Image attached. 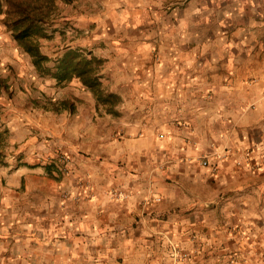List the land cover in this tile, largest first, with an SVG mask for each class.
Segmentation results:
<instances>
[{"label": "crops", "instance_id": "1", "mask_svg": "<svg viewBox=\"0 0 264 264\" xmlns=\"http://www.w3.org/2000/svg\"><path fill=\"white\" fill-rule=\"evenodd\" d=\"M104 3L113 112L0 26V264H264V0Z\"/></svg>", "mask_w": 264, "mask_h": 264}, {"label": "trees", "instance_id": "2", "mask_svg": "<svg viewBox=\"0 0 264 264\" xmlns=\"http://www.w3.org/2000/svg\"><path fill=\"white\" fill-rule=\"evenodd\" d=\"M7 3L8 28L18 45L31 56L38 75H48L57 81L77 78L93 94L98 109L104 107L107 112H113L119 97L104 85L102 59L85 49L70 48L51 65L52 59L43 53L40 40L47 37L44 25L54 8V1L7 0ZM54 107L60 109L72 107V104L61 101Z\"/></svg>", "mask_w": 264, "mask_h": 264}, {"label": "rangeland", "instance_id": "3", "mask_svg": "<svg viewBox=\"0 0 264 264\" xmlns=\"http://www.w3.org/2000/svg\"><path fill=\"white\" fill-rule=\"evenodd\" d=\"M43 1L48 2L50 0ZM52 1H54L55 4L54 8L52 9L47 22L44 25L47 37H43L40 40L43 53L52 59L51 65L61 56L63 52L70 48H80L92 52L91 50H89L88 44H78V41H81L82 38H89L95 28L98 26L96 19L98 17L99 19H102L106 13H108L109 15L110 12L108 11L113 10V6L104 3L106 0ZM173 6L174 5L171 4L169 5V7ZM250 7L254 8L255 10L258 9V7L255 5ZM7 8V0H0V26L2 28L4 27L6 31L10 35H12V32L9 30L7 24ZM259 8H263L264 10V6H259ZM109 18L110 17H108L107 22L111 25V21L109 20ZM80 20H84V22H81ZM258 22L253 20H248L247 22H245L247 24L246 28L248 34H250V31L252 32L253 29L259 28ZM261 22L264 24V19ZM82 23H86L87 26L83 27L82 25H80ZM241 23L243 24V22ZM110 25H108L109 28ZM262 27L264 26L262 25ZM106 87L109 89L108 86Z\"/></svg>", "mask_w": 264, "mask_h": 264}, {"label": "built area", "instance_id": "4", "mask_svg": "<svg viewBox=\"0 0 264 264\" xmlns=\"http://www.w3.org/2000/svg\"><path fill=\"white\" fill-rule=\"evenodd\" d=\"M227 155H228L227 149L216 150L215 153L213 154V156H216L217 158H224ZM210 158H211V156L210 157H207V156L202 157L201 158V164L204 166L210 167L213 172H217L218 171V164L212 163ZM110 196H111V198L117 199V200H125L128 198L127 194L119 193L117 191H111ZM157 200H159V198H157ZM171 255L175 261L184 260V259L189 257V254H187L186 252L179 251V249L176 246H172Z\"/></svg>", "mask_w": 264, "mask_h": 264}]
</instances>
